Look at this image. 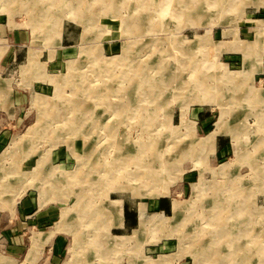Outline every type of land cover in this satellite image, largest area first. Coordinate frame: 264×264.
<instances>
[{
  "label": "rangeland",
  "instance_id": "rangeland-1",
  "mask_svg": "<svg viewBox=\"0 0 264 264\" xmlns=\"http://www.w3.org/2000/svg\"><path fill=\"white\" fill-rule=\"evenodd\" d=\"M180 1L0 0V264H219L202 258L264 247V0H191L182 16ZM74 102L95 109L80 127ZM117 159L139 178L108 184ZM229 187L249 199L223 224Z\"/></svg>",
  "mask_w": 264,
  "mask_h": 264
},
{
  "label": "bare ground",
  "instance_id": "bare-ground-1",
  "mask_svg": "<svg viewBox=\"0 0 264 264\" xmlns=\"http://www.w3.org/2000/svg\"><path fill=\"white\" fill-rule=\"evenodd\" d=\"M192 1L191 0H181L177 4L175 2H170V4H169L170 10H171L172 13H174V14H177L178 13L180 16L185 15L186 13L189 15L190 13L193 12V10H195L194 12H197L196 9H198V8H196L193 4H191ZM194 1H196V0H194ZM197 36H198V38L201 39V37H199V35H197ZM196 46H197V44H196ZM234 77H235V74H234ZM245 77L246 76H244V78ZM128 80H129V78H128ZM202 87H204V89H205L206 86H204V84H202ZM181 89H184V87H181ZM144 93L147 94V95H153L152 94V90L150 91V89L144 90ZM259 95H260L259 96L260 98H263L264 97V94H259ZM70 107H71L70 115H74L75 117L77 116L78 117L77 120L80 121L78 123V125L76 123V126L77 127H80L82 125V123L84 122V118L87 117L88 115H92V118H93V114H94L93 112L95 111V109L94 110H90L87 106L86 107L83 106L84 109L81 110L80 108H83L82 107V104L81 103H75V102L72 103V104H70ZM146 117H148V114H147ZM43 118H47V114H46V116H43ZM92 124H93L92 127H102V125L99 124L98 120L95 121ZM41 129L44 130V128H41ZM46 131L47 132H50V128L45 129V132ZM127 162L128 161L122 160V159H117L113 163L107 162V171H106L107 172V176H106L107 179H106V181L108 182V184L111 183V182H116V181H118V179L120 177H124L126 175L130 176L131 179H135V180L139 178L137 175H133L132 173H129L128 172V170L126 168ZM40 166H41V164H40ZM40 166L38 167L39 169H40ZM255 170L257 172V168H255ZM224 171L225 170H222V172H224ZM151 173H155V172L154 171H149L147 173V175L150 176L156 182L160 181V176H158V178L154 179L152 177V174ZM78 175H79V173H78V171H76V173L74 174L73 177L78 178ZM157 175H158V173H157ZM131 176H135V177H131ZM259 182H264V172L263 173L257 172L255 178L253 179V183L254 184L255 183H259ZM250 186H249V188H244L243 190H247V192L252 191V189L254 188V185H252L251 187ZM153 189L155 191H157V192L160 191V189L157 188V187H156V189L155 188H153ZM238 190L239 189H236L235 187L230 188V192H233V196L232 197H229V198H231L232 200H234V202L233 201L231 202L230 200H226V201L223 200V202L214 203V207L216 209H219L217 211V214L219 216H216V218H215L217 220V222H223V224H224V223H226L227 219L228 220L231 219V216H227V215H232L233 218H236V217H239V215L241 216V215H243L246 212V207H247V204H248L246 201H247V199H249V196H248L249 194L248 195L246 194L244 196V199L245 200L242 201L241 198H242V195L243 194L240 193ZM236 191L239 192L240 194L238 195L236 193ZM173 207H174V210H177L178 205L177 204H173ZM229 207L235 208V210H233V211L232 210L231 211H227V208H229ZM121 213H122V211H121ZM85 216H86V213H85ZM85 216H83L80 213V220L79 221L86 220ZM155 219H156V216L155 217H152V218H144L143 217V220L141 218V220L143 221V223H142L143 226L145 224L149 226L153 221H155ZM91 220H95V219L92 218ZM120 220H122V218H120ZM237 240H238V237H236V241ZM219 245L220 244H218V243H215V244L214 243H211V244L208 245V247H209L208 250H211V248L213 246L218 247ZM223 245H224L223 251L227 250V249H225V247L228 248V250L232 248V250H230V252L225 253V254L222 253V255L219 258H217V254H219L217 251H213V252L211 251L209 257L202 258V261L211 260V261L217 262L219 264H264V247H263V244L261 242L254 241V242H251L250 244L249 243L246 244L245 246H242V244H240L238 242L225 243ZM251 247H253V248H251ZM202 256H207V255L204 253ZM225 261H228V262H225ZM229 262H231V263H229Z\"/></svg>",
  "mask_w": 264,
  "mask_h": 264
},
{
  "label": "crops",
  "instance_id": "crops-1",
  "mask_svg": "<svg viewBox=\"0 0 264 264\" xmlns=\"http://www.w3.org/2000/svg\"><path fill=\"white\" fill-rule=\"evenodd\" d=\"M261 9H262V11H264V5L261 6ZM262 25L264 27V24H262ZM247 71H248V72H246L247 75L249 73H251V70H247ZM259 76L261 78V81H264V66H262L261 74H259ZM199 119L201 120L202 123L206 122V119H205L204 116H199ZM223 137H225V136H219L218 143H217V148H218V151L220 153H224L227 150L228 146H229L228 140H226V138H223ZM157 208H158L159 211L163 212V211H165L167 209V206L165 207L163 201H159L157 203ZM123 209H124V205H123ZM32 210L33 209H32L31 202L29 200H26L24 202V207H22V211H23L22 214L25 213L29 217V215L32 214ZM52 216L53 215H48L47 213H44L43 216H41V218L38 217L37 220H40V221H45L47 219L50 220L49 218H51ZM28 217H26L27 221L24 224L25 227L23 226V228H26V227L29 228L30 227L29 224H31V223L29 222ZM34 222H35L34 224H36L37 221H34ZM123 222H124V224H123L122 228H126V229H129V228L133 229L135 224H136V223H131L127 217H124V221ZM23 228H21V229H23ZM21 242H22V240H19V239L11 240V242H10L11 243V249H15V253H18V251L20 250V252L23 254V250H25V248L23 247V245L19 246L21 244ZM54 245L55 246L53 247V250H52L53 251V253H52V261L53 262L59 260V255H60V251H61L60 238L58 240H56V242H54ZM34 259L35 260L29 259L28 258V253L25 256V260L26 261H29V262L31 261V263L34 262V261H38L39 262L38 259H36V258H34Z\"/></svg>",
  "mask_w": 264,
  "mask_h": 264
}]
</instances>
